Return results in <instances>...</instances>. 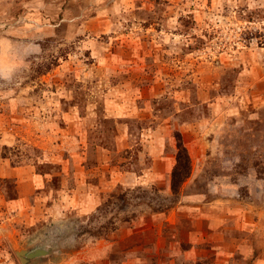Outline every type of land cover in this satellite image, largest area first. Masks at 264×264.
<instances>
[{
	"label": "rangeland",
	"instance_id": "1",
	"mask_svg": "<svg viewBox=\"0 0 264 264\" xmlns=\"http://www.w3.org/2000/svg\"><path fill=\"white\" fill-rule=\"evenodd\" d=\"M37 242L46 264L264 257V0H0V264Z\"/></svg>",
	"mask_w": 264,
	"mask_h": 264
},
{
	"label": "water",
	"instance_id": "2",
	"mask_svg": "<svg viewBox=\"0 0 264 264\" xmlns=\"http://www.w3.org/2000/svg\"><path fill=\"white\" fill-rule=\"evenodd\" d=\"M58 248L53 244L37 242L32 245L16 246L15 252L22 264H46L54 260Z\"/></svg>",
	"mask_w": 264,
	"mask_h": 264
},
{
	"label": "trees",
	"instance_id": "3",
	"mask_svg": "<svg viewBox=\"0 0 264 264\" xmlns=\"http://www.w3.org/2000/svg\"><path fill=\"white\" fill-rule=\"evenodd\" d=\"M179 150L177 154V163L172 173V188L176 192L181 184L191 175L192 163L187 147L179 139Z\"/></svg>",
	"mask_w": 264,
	"mask_h": 264
},
{
	"label": "crops",
	"instance_id": "4",
	"mask_svg": "<svg viewBox=\"0 0 264 264\" xmlns=\"http://www.w3.org/2000/svg\"><path fill=\"white\" fill-rule=\"evenodd\" d=\"M255 264H264V257H260L258 260H255Z\"/></svg>",
	"mask_w": 264,
	"mask_h": 264
}]
</instances>
